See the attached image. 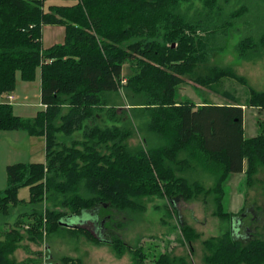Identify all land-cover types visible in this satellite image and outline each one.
<instances>
[{"label": "trees", "instance_id": "1", "mask_svg": "<svg viewBox=\"0 0 264 264\" xmlns=\"http://www.w3.org/2000/svg\"><path fill=\"white\" fill-rule=\"evenodd\" d=\"M65 1L73 4L46 8L45 0H0V96L16 90L18 74L32 82L40 73L42 108L34 120H23L13 106L0 103V131L46 139L45 163L7 166L0 216L6 224L16 208L31 212L22 215L29 221L25 230L20 218L16 228L0 232V264H15L10 257L25 238L39 243L66 229L95 240L89 230L64 222L98 206L137 211L145 198H165L179 218L176 199L212 193L215 215L227 219L231 230L204 243L206 262L264 264V223L261 236L237 239V216L225 203L232 176L244 175L251 185L264 168V126L246 138L243 109L264 111V92L251 88L246 105L178 101L185 78L208 88L226 78L246 83L231 68L209 63L224 50L230 30L241 23L251 27L249 0ZM45 26L64 27V42L44 49ZM262 28L260 36L252 33L239 42L241 57L264 48ZM121 89L131 101L128 111L114 105ZM135 125L159 143L131 149ZM194 162L215 177L213 189L186 176ZM23 187L30 189L29 201L19 198ZM181 230L188 243L197 238L190 227ZM109 245L119 256L128 251L121 238ZM131 252L134 264H190L169 252ZM63 263L81 260L66 257Z\"/></svg>", "mask_w": 264, "mask_h": 264}, {"label": "rangeland", "instance_id": "2", "mask_svg": "<svg viewBox=\"0 0 264 264\" xmlns=\"http://www.w3.org/2000/svg\"><path fill=\"white\" fill-rule=\"evenodd\" d=\"M46 2L54 4L56 0ZM248 4L252 13L246 18L251 21V27L241 23L230 30L224 41V50L215 52L209 63L220 68H231L246 83L242 84L237 80L226 78L212 88H208L185 78L186 83L178 90L179 102L190 100L197 106L205 103L246 105L251 88L264 92V48L256 51L257 56L244 58L240 56L236 48L244 37L252 33L258 37L263 32L264 0H249ZM58 30L63 32L62 38L54 37L52 40V26L47 27L43 43L45 47L63 41V28ZM129 74L131 71L127 65L124 75L127 77ZM9 97H14L16 100L12 101ZM117 97L114 105L128 111L131 101L126 97L123 89ZM0 103L13 106L14 114L23 120H34L42 110L40 74L38 73L32 82L23 81L18 74L16 90L13 94L0 96ZM243 109L245 137H255L261 132L260 124L264 126V111L246 106ZM135 127L136 131L133 129L134 133L128 141L131 149L145 147L147 141L150 145L159 143V139L149 134L144 128L138 125ZM2 159L8 162L6 167H1L0 170L1 184L6 180V185L1 187L0 191L7 188V165L45 163L46 139L43 136H32L23 130L0 131V160ZM186 176L192 182L198 181L207 190L215 186V177L196 162ZM225 191L226 207L237 216L234 218V233L237 239L247 242L250 238L261 236L264 223V168H260L251 185H247L244 175L232 176ZM19 198L29 201L30 189L21 188ZM214 198L212 193L201 195L192 201L176 199L179 218L169 208L168 200L165 198H145L141 201L142 208L137 211L119 212L109 206H98L93 211L84 213L83 216H73L64 222L65 225L89 230L95 240L64 229L58 233L43 236L39 243L25 238L10 258L15 264H64L63 259L66 257L73 260L80 259L81 264H134V255L131 250L142 247L150 256L169 252L173 256L184 257L190 264H208L206 256L210 253L204 243L211 238L221 237L231 230V223L227 219H221L215 215ZM243 209L244 213L240 215ZM30 212L26 210V207L16 208L7 218L6 224L5 218L0 216V232L16 228L15 223L20 218L26 222L23 227L25 230L29 221L22 215ZM183 227H190L197 235L192 243L183 239L181 230ZM20 230L24 233V230ZM115 238H121L128 247V251L126 250L123 256H119L113 246L109 245ZM98 240L104 243H99Z\"/></svg>", "mask_w": 264, "mask_h": 264}, {"label": "crops", "instance_id": "3", "mask_svg": "<svg viewBox=\"0 0 264 264\" xmlns=\"http://www.w3.org/2000/svg\"><path fill=\"white\" fill-rule=\"evenodd\" d=\"M51 1V0H50ZM71 4H73V1H65V0H56V2L53 4V3H50V4H47V2H46V4H45V7L46 8H48V6H51V5H71ZM47 27L48 26H45L44 28H43V43H44V39H45V31H46V29H47ZM61 29V28H63V31H64V37H63V41L61 42V43H63L64 42V38H65V28L64 27H61V26H52V40H54V37H58V38H62V36H63V32H61V30H58V29ZM54 42H56V41H54ZM61 43H54V44H52V45H50V46H48V47H45L44 46V44H43V47H44V49H48V48H50V47H52V46H54V45H57V44H61ZM40 74V73H39ZM41 78V77H40ZM14 93V92H13ZM13 93H11V94H13ZM6 95H9V94H5V95H3V96H6ZM14 96V95H13ZM7 99H8V96L6 97ZM10 99V98H9ZM10 100H12V101H14V100H16L14 97H13V99H10ZM7 162L8 161H3V159L2 160H0V170H1V167H3V168H5L6 167V164H7ZM4 163V165L2 166V164ZM13 164V163H12ZM12 164H9V165H12ZM9 165H7V166H9ZM1 173H0V188L2 187L3 188V186L4 185H6V180L4 181V182H2V184H1ZM7 186H8V183H7Z\"/></svg>", "mask_w": 264, "mask_h": 264}, {"label": "built area", "instance_id": "4", "mask_svg": "<svg viewBox=\"0 0 264 264\" xmlns=\"http://www.w3.org/2000/svg\"><path fill=\"white\" fill-rule=\"evenodd\" d=\"M45 1H47V0H45ZM10 99H13V97H9Z\"/></svg>", "mask_w": 264, "mask_h": 264}]
</instances>
